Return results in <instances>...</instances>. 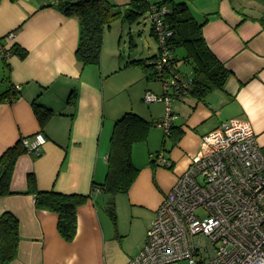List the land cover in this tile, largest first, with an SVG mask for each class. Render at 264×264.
<instances>
[{"label": "crops", "instance_id": "0c3cea01", "mask_svg": "<svg viewBox=\"0 0 264 264\" xmlns=\"http://www.w3.org/2000/svg\"><path fill=\"white\" fill-rule=\"evenodd\" d=\"M109 1L124 7L132 0ZM172 1L186 3L191 16L204 23V40L228 72V80L223 90H214L205 101L193 94L172 98V147L166 145L164 151L159 143L154 150L148 147L150 157L162 151L171 167L142 162L129 191L107 197L109 193L98 187L106 179L114 124L126 108L109 101L102 73L77 61L78 19L66 17L56 6L47 7V0H0L3 44L26 51L23 58L14 54L1 60L0 95L11 87L20 90L12 103L0 100V157L9 148L22 146L24 137L31 139L40 132L47 140L40 155L25 152L17 159L13 194L0 197V216L10 212L19 221L18 253L11 264H127L144 247L147 229L177 179L208 153L204 136L229 120L247 122L264 153V0ZM10 33L14 39H5ZM158 53L150 47L145 56L130 54L126 60L148 63ZM177 69L192 76L182 61H177ZM36 106L52 111L44 125ZM30 176L41 191L90 195L77 210L73 242L59 235L58 216L38 210L35 197L25 193ZM112 198L118 213L131 219L125 230L119 215L118 225L110 223L107 204ZM122 240L126 253L116 261V244Z\"/></svg>", "mask_w": 264, "mask_h": 264}, {"label": "built area", "instance_id": "2783aa9c", "mask_svg": "<svg viewBox=\"0 0 264 264\" xmlns=\"http://www.w3.org/2000/svg\"><path fill=\"white\" fill-rule=\"evenodd\" d=\"M166 5L150 4L149 22L159 55L150 63L158 72L163 93H146L147 104L163 102L165 117L155 126L171 134V99L190 94L191 78L176 71L168 47L171 32L164 23ZM5 39L13 40L10 33ZM0 38V57L9 49ZM20 87L15 91L19 92ZM46 138L36 133L20 143L40 155ZM208 153L195 160L166 195L150 223L146 243L127 264H264V153L247 122L229 120L203 137ZM155 164L170 168L164 154Z\"/></svg>", "mask_w": 264, "mask_h": 264}, {"label": "trees", "instance_id": "16d2710c", "mask_svg": "<svg viewBox=\"0 0 264 264\" xmlns=\"http://www.w3.org/2000/svg\"><path fill=\"white\" fill-rule=\"evenodd\" d=\"M47 3V7L56 6L66 17L78 19L80 37L76 58L79 63L85 66L100 65L103 36L111 21L123 16L133 23L150 9L147 0H132L124 7L115 5L109 0H47ZM154 5H166L169 9L163 18L167 30L171 32L167 44L173 52L172 62L176 64L175 70L177 61H182L189 73L192 74L190 94H193L199 101H205L214 90H223L229 74L212 54L204 40L202 33L204 23L199 24L191 16L186 3L166 0ZM123 9L125 10L122 11ZM152 35L157 40L153 29ZM181 49L184 52L178 54V50ZM9 54L11 56L17 54L23 58L26 56V51L18 46H13L9 49ZM158 55L159 53L151 57L148 63H145L144 60H133L129 64L141 65L148 80H158V72L150 63ZM0 59L6 60L4 57H0ZM4 80L9 81L6 76ZM18 94L19 92L13 91L11 87L0 95V100L12 103L18 98ZM40 108L42 107L36 106L35 112L40 123L44 125L52 115V111ZM152 124L154 123L133 112H126L115 122L107 156L106 179L98 187L102 192L117 195L126 194L129 191L139 173V169L133 163V147L138 142H147ZM25 152L26 150L17 144L0 157V197L13 194L10 189L13 170L17 159ZM151 164L155 165L154 160H151ZM94 185L96 188L97 185ZM25 193L35 197V206L38 210L49 211L58 216L59 235L66 242H73L77 234V210L86 204L90 195L65 194L54 190L41 191L36 187L33 176L28 179ZM109 205L107 211L112 220L116 222L115 204L110 201ZM19 241L18 219L10 212L3 213L0 216V264H11L17 258Z\"/></svg>", "mask_w": 264, "mask_h": 264}, {"label": "rangeland", "instance_id": "374dc122", "mask_svg": "<svg viewBox=\"0 0 264 264\" xmlns=\"http://www.w3.org/2000/svg\"><path fill=\"white\" fill-rule=\"evenodd\" d=\"M124 10L125 9L122 11ZM150 47L152 51L158 53L159 46L155 36L152 35L148 11L141 15L138 21H134L133 23H130L127 18L122 16L121 18L111 21L105 29L101 52V65L96 68L88 66V68L96 69L97 74L100 75L102 73L104 90L108 93L111 103H115L118 109L123 106L126 108L124 109L125 112H133L137 115H141L146 118L147 121L154 123L152 124L153 126L150 130L147 142H138L134 145L135 148H133V163L139 170L142 166V162H148L152 165L150 160H154L152 158L154 154L151 155V157L149 156L148 147L154 150V146L159 143L162 149L165 150L166 145L170 149L173 143L170 136L164 135V131L155 126L157 120H161L165 117L166 112L164 103L147 104L144 101V97L148 92L162 95V83L156 79L148 80L141 65H130V62L126 60L130 54L133 56H145ZM182 69L184 70V66ZM2 70L3 67L0 59V78L2 77ZM146 85L147 88L145 87ZM122 116L123 115H121V117ZM149 141H152V144H149ZM164 141L165 144H163ZM104 180L105 179H103L102 182H104ZM110 195L109 193L106 196L111 197ZM110 201L114 202L116 212V222L112 220L109 214L112 227L118 225L119 215L121 217V228L125 230L128 228L131 219H128L125 214L121 215V213H118L115 199L113 200L112 198ZM110 201L107 204V209L110 206ZM119 211L121 212V209ZM126 244V241L123 240L117 242L115 248L117 251L116 261L120 260L126 253L124 249Z\"/></svg>", "mask_w": 264, "mask_h": 264}]
</instances>
